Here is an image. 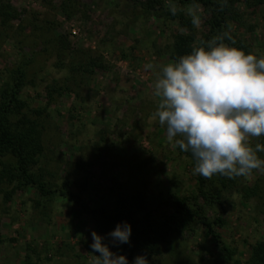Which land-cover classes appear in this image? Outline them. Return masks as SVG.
<instances>
[{
  "label": "rangeland",
  "instance_id": "1",
  "mask_svg": "<svg viewBox=\"0 0 264 264\" xmlns=\"http://www.w3.org/2000/svg\"><path fill=\"white\" fill-rule=\"evenodd\" d=\"M6 1L18 16L0 24V91L20 68L22 111L45 114L43 150L31 170L51 188L68 186L89 208L138 192L142 213L157 219L170 212L167 200L175 194L193 197L207 219H221L214 231L229 258L194 220L149 264H250V245L264 239V175L213 176L203 200L195 163L150 119L158 101L154 71L145 65L158 71L171 62L173 35L185 30L169 13L189 18L199 37L207 11L179 0H159L152 11L144 0H73L67 16L60 0ZM232 10L226 43L264 56V2L238 0ZM89 59L97 66H88ZM251 143L264 144V136ZM11 188L0 182V264H91L99 256L90 247L95 230L84 209L57 192L46 198L32 188ZM101 237L118 255L119 244Z\"/></svg>",
  "mask_w": 264,
  "mask_h": 264
},
{
  "label": "clouds",
  "instance_id": "2",
  "mask_svg": "<svg viewBox=\"0 0 264 264\" xmlns=\"http://www.w3.org/2000/svg\"><path fill=\"white\" fill-rule=\"evenodd\" d=\"M194 25L199 23L196 16ZM227 33L205 46L192 49L166 65L149 63L154 71L153 95L157 107L150 119L165 127L167 141L191 153L194 174L206 179L220 175L229 179L264 175V144L251 143L264 136V56L245 54L225 43ZM234 43V41H233ZM91 264H128L123 255L110 251L104 238L91 233ZM131 226L117 224L108 233L114 244L129 242ZM133 264H149L137 256Z\"/></svg>",
  "mask_w": 264,
  "mask_h": 264
},
{
  "label": "trees",
  "instance_id": "3",
  "mask_svg": "<svg viewBox=\"0 0 264 264\" xmlns=\"http://www.w3.org/2000/svg\"><path fill=\"white\" fill-rule=\"evenodd\" d=\"M179 1L200 5L206 10L205 24L207 28H205V33L196 37L195 29L189 18L169 13L172 18L176 17L185 29L173 35L169 51L172 61L177 60L180 56L190 54L196 47L205 46L202 42L224 34L225 23L228 19L234 18L232 9L238 0ZM262 2L264 0H254V3ZM157 4H159V0H144L142 5L145 10L152 11ZM59 7L69 16L74 11L75 3L73 0H60ZM17 16V10L8 1L0 0L1 25H7ZM229 41V39H225L224 42L230 44ZM87 65L97 66L94 60L90 59ZM23 78L24 72L20 68L17 69L15 75L11 77V81L6 83L0 91V182L12 184V191L28 187L41 197L49 198L56 192L61 197H67L68 200L84 209L92 221L95 232L100 236H108V233L112 232L117 224H129L131 226L129 242L119 244L118 254L125 256L128 264H133V260L137 256H146L149 262L150 257L158 252L160 246L170 241L171 235L185 230L194 220L198 221L215 242L221 244V249L227 258L231 256V250L220 242L218 234L214 231V226L219 224L221 219L218 216L211 220L207 219L191 196L171 194L167 200L170 212L156 219L142 213L140 205L142 198L138 192L120 195L110 206L89 208L81 202L78 195L68 190V186L63 185L60 189L51 188L50 184L43 179L42 173L31 170L43 150L42 131L45 114L42 109H33L30 114L22 111L24 102L19 98V91L24 83ZM182 153L195 163L191 153ZM212 178L206 179L200 175L197 177V196L203 200L209 199L206 185L212 181ZM220 182L222 186H225L223 179H220ZM248 258L250 264H264V239L250 245Z\"/></svg>",
  "mask_w": 264,
  "mask_h": 264
}]
</instances>
